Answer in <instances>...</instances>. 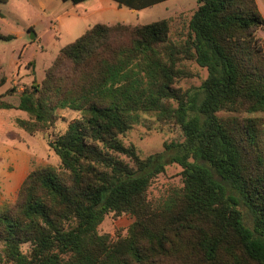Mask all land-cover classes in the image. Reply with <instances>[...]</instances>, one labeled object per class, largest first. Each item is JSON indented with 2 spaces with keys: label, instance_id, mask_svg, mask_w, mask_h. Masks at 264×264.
<instances>
[{
  "label": "trees",
  "instance_id": "obj_1",
  "mask_svg": "<svg viewBox=\"0 0 264 264\" xmlns=\"http://www.w3.org/2000/svg\"><path fill=\"white\" fill-rule=\"evenodd\" d=\"M113 1L140 11L167 0ZM198 4L183 42L169 18L97 23L17 104L6 99L16 88L0 95V110L28 115L16 123L31 135L59 110L81 114L48 142L60 165L36 167L0 205V264H264V18L256 0ZM189 60L208 75L184 90ZM146 115L181 138L143 158L124 137ZM168 164L182 167L183 187L154 205L149 188ZM109 214L134 221L101 233Z\"/></svg>",
  "mask_w": 264,
  "mask_h": 264
},
{
  "label": "rangeland",
  "instance_id": "obj_2",
  "mask_svg": "<svg viewBox=\"0 0 264 264\" xmlns=\"http://www.w3.org/2000/svg\"><path fill=\"white\" fill-rule=\"evenodd\" d=\"M117 4L113 0H108ZM40 0H10L0 4V34L13 36L10 40L0 39V78L6 76L7 83L0 88V95L16 88L15 94L6 99L19 102L21 90L36 81L41 83L46 70L51 67L60 50L73 42L84 31L97 23L148 24L159 19H171V37L183 42L189 32L190 20L197 10L198 0H167L140 11L128 7L110 8L106 1L89 0L75 5L72 1L53 0L46 9L40 6ZM93 5H98L94 7ZM55 14L50 20L49 15ZM63 15L58 22L57 15ZM59 23V24H58ZM60 25V26H59ZM257 36L264 45V32ZM181 66L193 74L179 82L184 90L199 87L207 77L206 69L194 61H183ZM57 120L46 132L31 135L21 129L17 118L28 119V115L18 110H0V205L14 203L27 175L38 166H59L58 156L49 146L50 139L63 134L70 121L81 117L77 111L59 110ZM146 124L135 125L124 137L127 145L138 147L142 157L162 153L165 143L177 142L181 134L158 121L153 115H146ZM182 167L168 164L166 170L155 178L149 188L148 198L152 204H160L173 189L183 187ZM130 215L120 217L114 214L106 216L100 225L101 233L115 235L123 233L133 223ZM24 252L29 245H23Z\"/></svg>",
  "mask_w": 264,
  "mask_h": 264
},
{
  "label": "crops",
  "instance_id": "obj_3",
  "mask_svg": "<svg viewBox=\"0 0 264 264\" xmlns=\"http://www.w3.org/2000/svg\"><path fill=\"white\" fill-rule=\"evenodd\" d=\"M50 1H53V0H40V6L41 7H43V8H45L46 9V7H47V4L50 2ZM87 1H89V0H86V1H84V2H82V3H85V2H87ZM102 2H104L105 3V1H106V3H107V5L110 7V8H116V6H119L118 4H114V3H112V2H109L108 0H101ZM257 1V3H258V6H259V10H260V12H261V14H262V16H263V18H264V0H256ZM9 3V2H8ZM79 4H81V3H79ZM75 5H78V4H75ZM94 7H96V6H98V5H93ZM120 7V6H119ZM55 16V14H51V15H49V18H50V20H52V17H54ZM63 15H57V17H56V19H57V21L59 22L60 20H61V17H62ZM118 23V22H117ZM122 23V22H121ZM59 24V23H58ZM106 24H115V23H106ZM127 24H129V23H127ZM60 26V25H59ZM90 28V27H89ZM89 28H87L85 31H84V33L89 29ZM84 33H82V35L84 34ZM82 35H80V36H82ZM79 36V37H80ZM78 37V38H79ZM77 39V38H76ZM75 39V40H76ZM74 40V41H75ZM1 110H6V109H1ZM11 110H16V109H11ZM18 111H20V110H18ZM23 112V111H22ZM25 113V112H24Z\"/></svg>",
  "mask_w": 264,
  "mask_h": 264
}]
</instances>
